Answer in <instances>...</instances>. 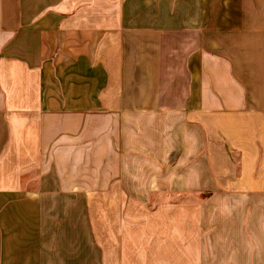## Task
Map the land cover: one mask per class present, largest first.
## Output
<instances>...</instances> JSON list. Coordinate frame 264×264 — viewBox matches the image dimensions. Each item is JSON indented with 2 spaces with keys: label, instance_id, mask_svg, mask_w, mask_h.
I'll return each instance as SVG.
<instances>
[{
  "label": "crops",
  "instance_id": "0c3cea01",
  "mask_svg": "<svg viewBox=\"0 0 264 264\" xmlns=\"http://www.w3.org/2000/svg\"><path fill=\"white\" fill-rule=\"evenodd\" d=\"M0 264H264V0H0Z\"/></svg>",
  "mask_w": 264,
  "mask_h": 264
}]
</instances>
